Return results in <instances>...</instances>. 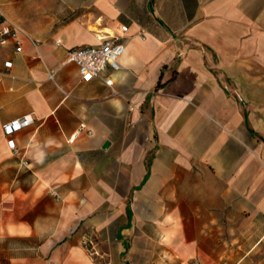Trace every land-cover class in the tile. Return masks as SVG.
<instances>
[{
  "label": "crops",
  "instance_id": "0c3cea01",
  "mask_svg": "<svg viewBox=\"0 0 264 264\" xmlns=\"http://www.w3.org/2000/svg\"><path fill=\"white\" fill-rule=\"evenodd\" d=\"M8 23L37 45H0V264H264V0H0ZM101 37L112 87L67 63Z\"/></svg>",
  "mask_w": 264,
  "mask_h": 264
},
{
  "label": "built area",
  "instance_id": "2783aa9c",
  "mask_svg": "<svg viewBox=\"0 0 264 264\" xmlns=\"http://www.w3.org/2000/svg\"><path fill=\"white\" fill-rule=\"evenodd\" d=\"M22 38H26L34 45H37L25 31L13 23H8L0 29V45L5 46L12 42L17 53L23 51ZM100 41L102 43L97 46H84L72 49L68 53L67 63H73L78 67L83 82L101 79L108 87H112L113 81L104 78L103 75L109 68L113 71L120 70V60L125 53L126 46L116 37H101ZM12 67L13 64L11 62L6 63L7 70H10ZM50 79L54 81L55 73L50 74ZM0 82H2L1 75ZM32 122L31 116H28L22 121L8 124L5 127V131L8 135H11L27 127ZM10 146L15 149L14 141H10Z\"/></svg>",
  "mask_w": 264,
  "mask_h": 264
},
{
  "label": "rangeland",
  "instance_id": "374dc122",
  "mask_svg": "<svg viewBox=\"0 0 264 264\" xmlns=\"http://www.w3.org/2000/svg\"><path fill=\"white\" fill-rule=\"evenodd\" d=\"M9 16H12L14 18H18L20 20H22L23 22H25L26 24L30 23L35 17V13H30V12H24V13H20V12H12V13H7ZM257 32H259V34H262L264 35V28H258V29H255ZM264 60L261 61V65H260V70H257L256 71V74L259 75V79H260V82H261V85H262V90L260 92H258V97L260 100H264V64H263ZM247 63V62H246ZM248 65L246 64V68L247 69H250V67H247ZM256 94V93H255ZM260 140V142H264V136L263 135H260V136H257ZM153 249H152V246L150 244V251L153 250V254L154 255V258H152L151 254H150V264H156L155 261H156V249L155 248V245H153ZM151 253V252H150ZM91 254V253H90ZM97 257V256H96ZM95 257V258H96ZM96 262L100 263V264H107V262L105 261V259H102V258H99L97 257V259H95ZM166 264H173L171 260H167V263Z\"/></svg>",
  "mask_w": 264,
  "mask_h": 264
}]
</instances>
